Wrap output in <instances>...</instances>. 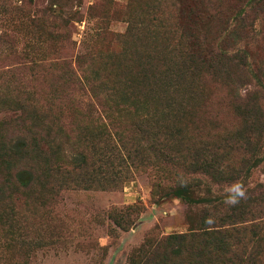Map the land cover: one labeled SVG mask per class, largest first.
I'll use <instances>...</instances> for the list:
<instances>
[{"label": "rangeland", "instance_id": "1", "mask_svg": "<svg viewBox=\"0 0 264 264\" xmlns=\"http://www.w3.org/2000/svg\"><path fill=\"white\" fill-rule=\"evenodd\" d=\"M236 3L0 0V186L15 191L0 197V264H127L148 236L186 232L264 183V134L251 159L222 149L254 115L264 126V8L246 7L251 28L227 41ZM236 49L249 66L239 94L260 106L250 114L231 86L191 70L193 54ZM191 149L249 162L215 184L177 167ZM181 176L194 180L187 198Z\"/></svg>", "mask_w": 264, "mask_h": 264}, {"label": "trees", "instance_id": "2", "mask_svg": "<svg viewBox=\"0 0 264 264\" xmlns=\"http://www.w3.org/2000/svg\"><path fill=\"white\" fill-rule=\"evenodd\" d=\"M246 7L263 9L264 0H237L221 22L225 25L227 41H231L232 35L248 32L250 25L246 22L249 16ZM204 19L205 16L200 17L201 22H204ZM194 24L201 26L198 22ZM187 28L192 30L190 26ZM184 38L187 40L194 38L196 41L198 35L184 34ZM202 39L205 40V37ZM193 55L191 70L202 73L222 85L231 86L232 95L236 100L234 108L239 113L246 110L250 114L260 108L254 101V96L251 98L253 101L248 102V93L245 96L239 94L241 83H247L243 77L247 69L249 70L247 56L243 52L238 49L230 52L219 50L207 52L205 57ZM208 55H210L209 59ZM254 118L255 115L253 120L249 121L250 126L247 131L239 130L232 136L223 137L222 143L225 146L222 149L228 146L230 150L248 154L251 159L256 154L264 134V126L254 124ZM216 149L211 154H204L203 149H191L186 155L176 156L175 160L167 152L166 157H171L179 169L203 174L215 184L230 185L241 179L244 174L242 166L249 160L243 158L236 164L225 158L229 153L227 150L219 154ZM171 158L166 160L171 162ZM4 163L0 158V167ZM181 177L183 178H180L175 193L187 198L192 191L194 180ZM196 181L197 184L200 183L199 179ZM33 185L35 184L31 186ZM13 188L16 189L14 186ZM27 188L28 186H24L22 189ZM2 189L3 187L0 186L1 198H14L15 191L11 189L8 192ZM243 193L242 196L237 193L229 202H220L221 205L203 211L197 219L198 223L189 224L186 232L168 234L161 238L148 236L131 250L127 264H264V183ZM232 200L236 202L231 203ZM119 222L117 223L120 224Z\"/></svg>", "mask_w": 264, "mask_h": 264}, {"label": "clouds", "instance_id": "3", "mask_svg": "<svg viewBox=\"0 0 264 264\" xmlns=\"http://www.w3.org/2000/svg\"><path fill=\"white\" fill-rule=\"evenodd\" d=\"M244 193L242 190H239V195L242 196ZM236 201L235 200H232L231 203H235Z\"/></svg>", "mask_w": 264, "mask_h": 264}]
</instances>
